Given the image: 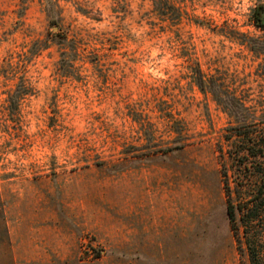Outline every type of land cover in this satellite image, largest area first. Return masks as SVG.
Listing matches in <instances>:
<instances>
[{"label":"rangeland","instance_id":"obj_1","mask_svg":"<svg viewBox=\"0 0 264 264\" xmlns=\"http://www.w3.org/2000/svg\"><path fill=\"white\" fill-rule=\"evenodd\" d=\"M162 2L0 0V264H264V0Z\"/></svg>","mask_w":264,"mask_h":264},{"label":"trees","instance_id":"obj_2","mask_svg":"<svg viewBox=\"0 0 264 264\" xmlns=\"http://www.w3.org/2000/svg\"><path fill=\"white\" fill-rule=\"evenodd\" d=\"M44 1L47 3V10L51 14L52 10L54 9L52 0H44ZM153 6H154V11L159 13V11L163 9L162 0H153ZM258 9H259V14L261 15L264 12V8H262V6L257 7L256 13ZM258 21L260 22V26H264V23H262L260 19H258ZM196 73L197 74H196L195 82L197 86L200 88V90H202L203 92H212L214 94V99L217 102V104L220 105L222 109L226 111L230 115V117L234 119L236 126L233 128L235 129L239 128L238 132H235L236 136L246 138L245 141L248 143L254 142L255 137L253 135L249 136L250 135L249 131L242 132L240 130L241 127H248L254 121L253 119H255V115L249 112V107L245 104L244 100L224 90L223 86L217 82L215 77H209L207 79L206 77L203 76L202 72L199 69L196 70ZM263 193H264V186H261L259 187L258 195H262ZM244 207L240 206L239 210L242 211ZM227 215L230 219V222H234L235 208L233 205H229V204L227 205Z\"/></svg>","mask_w":264,"mask_h":264},{"label":"crops","instance_id":"obj_3","mask_svg":"<svg viewBox=\"0 0 264 264\" xmlns=\"http://www.w3.org/2000/svg\"><path fill=\"white\" fill-rule=\"evenodd\" d=\"M38 240H32L30 238L21 239L14 238L10 239L8 243V249L6 254L8 255L7 259L13 262V264H23V260H31L36 257L45 256V247L47 242L39 243ZM40 245H45L41 246ZM44 247V248H43Z\"/></svg>","mask_w":264,"mask_h":264},{"label":"flooded vegetation","instance_id":"obj_4","mask_svg":"<svg viewBox=\"0 0 264 264\" xmlns=\"http://www.w3.org/2000/svg\"><path fill=\"white\" fill-rule=\"evenodd\" d=\"M257 19H260L261 20V22H262V20H263V16H262V14L260 15L259 14V9L257 10ZM263 23V22H262Z\"/></svg>","mask_w":264,"mask_h":264},{"label":"water","instance_id":"obj_5","mask_svg":"<svg viewBox=\"0 0 264 264\" xmlns=\"http://www.w3.org/2000/svg\"><path fill=\"white\" fill-rule=\"evenodd\" d=\"M262 16H263V20H262V22L264 23V12L262 13Z\"/></svg>","mask_w":264,"mask_h":264}]
</instances>
